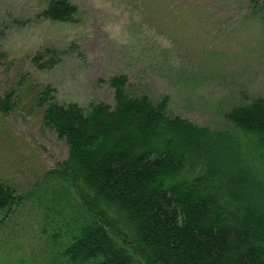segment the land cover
I'll return each instance as SVG.
<instances>
[{
  "label": "trees",
  "instance_id": "obj_1",
  "mask_svg": "<svg viewBox=\"0 0 264 264\" xmlns=\"http://www.w3.org/2000/svg\"><path fill=\"white\" fill-rule=\"evenodd\" d=\"M78 12L46 0L40 14ZM109 82L113 105L36 94L69 154L24 191L0 180V228L27 207L43 242L0 264H264V97L230 104L214 127L174 114L168 94L134 93L126 73Z\"/></svg>",
  "mask_w": 264,
  "mask_h": 264
},
{
  "label": "rangeland",
  "instance_id": "obj_2",
  "mask_svg": "<svg viewBox=\"0 0 264 264\" xmlns=\"http://www.w3.org/2000/svg\"><path fill=\"white\" fill-rule=\"evenodd\" d=\"M45 1L0 0V96L9 106L0 104V180L22 191L69 154L43 117L36 94L47 86L60 103L113 105L109 79L126 73L134 93L168 94L174 114L214 127L230 104L264 97V15L250 0H72L70 22L44 18ZM9 219L0 262L40 255L28 208Z\"/></svg>",
  "mask_w": 264,
  "mask_h": 264
}]
</instances>
